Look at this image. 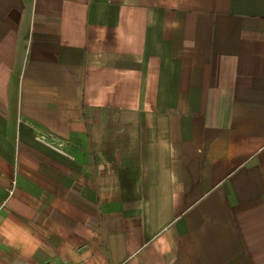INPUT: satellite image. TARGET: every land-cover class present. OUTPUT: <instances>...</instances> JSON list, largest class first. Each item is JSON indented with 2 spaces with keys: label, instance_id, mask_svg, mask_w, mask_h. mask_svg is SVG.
<instances>
[{
  "label": "crops",
  "instance_id": "0c3cea01",
  "mask_svg": "<svg viewBox=\"0 0 264 264\" xmlns=\"http://www.w3.org/2000/svg\"><path fill=\"white\" fill-rule=\"evenodd\" d=\"M0 264H264V0H0Z\"/></svg>",
  "mask_w": 264,
  "mask_h": 264
},
{
  "label": "built area",
  "instance_id": "2783aa9c",
  "mask_svg": "<svg viewBox=\"0 0 264 264\" xmlns=\"http://www.w3.org/2000/svg\"><path fill=\"white\" fill-rule=\"evenodd\" d=\"M38 139H39L41 142L47 144L48 146H50V147H52V148L58 150L59 152L64 153V152H63V149H62V148H63V143H62L60 140H57V139H56V140H55V143H54V144H51V143L48 141L47 137H45V136H40Z\"/></svg>",
  "mask_w": 264,
  "mask_h": 264
}]
</instances>
